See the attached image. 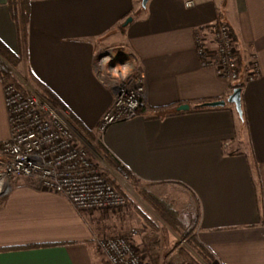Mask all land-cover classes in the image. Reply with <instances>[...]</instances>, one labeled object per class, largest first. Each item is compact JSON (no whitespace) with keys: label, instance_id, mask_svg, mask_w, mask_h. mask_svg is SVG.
Masks as SVG:
<instances>
[{"label":"crops","instance_id":"0c3cea01","mask_svg":"<svg viewBox=\"0 0 264 264\" xmlns=\"http://www.w3.org/2000/svg\"><path fill=\"white\" fill-rule=\"evenodd\" d=\"M13 1L0 0V42L22 88L41 97L39 85L48 89L68 110L77 142L109 174L116 169L97 140L149 192L196 208L194 233L212 264H264V0H193L189 8L185 0ZM217 21L232 31L242 80L257 63L253 80L238 86L241 116L230 103L196 109L232 92L197 54V37L214 49ZM100 47L133 51L151 112L98 137L112 102L92 68ZM5 82L0 74V145L9 135ZM180 104L189 109L175 112ZM124 217L77 211L61 194L13 176L0 198V264H105L93 235L126 233L134 226Z\"/></svg>","mask_w":264,"mask_h":264},{"label":"built area","instance_id":"2783aa9c","mask_svg":"<svg viewBox=\"0 0 264 264\" xmlns=\"http://www.w3.org/2000/svg\"><path fill=\"white\" fill-rule=\"evenodd\" d=\"M184 5L192 7L194 1L185 0ZM212 29L213 50L197 37L201 65L213 68L231 90L242 81L253 80L258 73L257 63L250 62L242 80L237 46L229 26L217 21ZM135 59L129 48L100 47L92 57L96 78L112 93L111 105L96 128L99 137L112 123L151 112L146 101L145 75ZM126 65L132 71L124 76L122 69ZM3 103L9 135L0 145L1 194L8 191L13 176H22L40 189L61 194L77 211L107 212L126 206L125 196L109 182L107 171L100 168L95 154L77 142L66 108L57 109L35 92L21 90L12 82L4 83ZM116 171L128 181L121 169ZM179 218L185 231H194L198 221L196 208L182 207ZM137 233L130 229L126 235H93V241L105 264H145L131 242ZM166 264L190 263L170 260Z\"/></svg>","mask_w":264,"mask_h":264},{"label":"rangeland","instance_id":"374dc122","mask_svg":"<svg viewBox=\"0 0 264 264\" xmlns=\"http://www.w3.org/2000/svg\"><path fill=\"white\" fill-rule=\"evenodd\" d=\"M99 166L106 173V169H104V167H101V165ZM106 175H107L106 176L107 179L108 178L114 179L118 184L120 190H122L126 195L125 196L127 200L126 206L112 211L118 212L119 214H121V216L123 215L126 216L124 217L126 218L125 224H130V226H134L131 227L130 229L137 230L138 233L134 237H132L131 242L133 243L135 249L139 252L145 264H166V262L170 260L176 261L175 251L179 247H183L187 251H189L190 255L199 264H204L202 260L196 255V253L179 239V236L176 233H174L171 229L166 227V225L162 222V220L156 215L154 210L151 209L137 195L130 182H128L127 180L125 181L122 174H120L115 170L112 171V173L110 174L107 172ZM142 188L147 190L143 186ZM3 195L4 194L0 193V198ZM175 209L177 210V214L179 215L181 208L178 207ZM102 212L105 211L103 210ZM144 216L150 223L144 218ZM129 230L124 234L122 233L119 234L126 235L128 234ZM95 235H101V234H95ZM113 235H117V234H113ZM135 237L138 239L140 248H138L137 244L134 242Z\"/></svg>","mask_w":264,"mask_h":264},{"label":"trees","instance_id":"16d2710c","mask_svg":"<svg viewBox=\"0 0 264 264\" xmlns=\"http://www.w3.org/2000/svg\"><path fill=\"white\" fill-rule=\"evenodd\" d=\"M22 2V0H19ZM14 1L12 0V4ZM23 4V3H22ZM20 12V11H19ZM21 14V12H20ZM13 15H16L15 19L20 24L22 23L23 26L25 25L24 18L21 20L20 17H18V14L14 13ZM11 54L9 51L4 47V45L0 42V74L4 77L5 81L14 83L18 88L21 90H24L19 82H17L12 75L10 68L7 67L6 64L2 60L7 61V63L12 67L13 66V60L11 59ZM41 89V95L45 100H47L51 105H53L57 109H64V107L58 103L54 95L43 86L39 85ZM197 110H204L206 109L205 106L198 105L196 106ZM180 112V111H175ZM175 112H167L165 115H170ZM95 149L98 153L102 155L104 160L107 162V164L114 168V169H121L128 177V182L133 186L135 192L137 195L151 208L154 210L156 215L162 220V222L166 225L167 228L171 229L174 233H176L179 236V239L187 245L190 249H192L196 255L202 260L204 264H212L213 258L211 254L203 247V245L198 241L196 238V235L193 230L185 231L184 227L180 221L179 215L177 214V210L173 206L172 203H170L167 200H164L162 198H159L155 196L154 194L148 192L147 190L142 188V185L140 182L131 177L129 172L121 166V164L100 144V142L95 141L94 144ZM109 182L113 184L123 196H126L122 190L118 187V184L116 181L112 178H108ZM142 215V214H141ZM145 218V216H144ZM146 219V218H145ZM147 220V219H146ZM148 221V220H147ZM149 222V221H148ZM150 223V222H149ZM176 254V261L180 262H188L190 264H199L183 247L177 248L175 251Z\"/></svg>","mask_w":264,"mask_h":264},{"label":"water","instance_id":"95a60500","mask_svg":"<svg viewBox=\"0 0 264 264\" xmlns=\"http://www.w3.org/2000/svg\"><path fill=\"white\" fill-rule=\"evenodd\" d=\"M148 0H141V6L145 7ZM132 17H128L126 22L131 21ZM240 87H235L231 94L226 99H219L211 102H205L201 104L205 107H219L224 106L226 103L233 104L235 107V110L239 114V116L242 115V109H241V102H240ZM189 109V104H180L176 107L177 111H185Z\"/></svg>","mask_w":264,"mask_h":264},{"label":"clouds","instance_id":"9594fccd","mask_svg":"<svg viewBox=\"0 0 264 264\" xmlns=\"http://www.w3.org/2000/svg\"><path fill=\"white\" fill-rule=\"evenodd\" d=\"M130 71H132V69L127 65L122 69V73L124 76H127Z\"/></svg>","mask_w":264,"mask_h":264},{"label":"bare ground","instance_id":"6f19581e","mask_svg":"<svg viewBox=\"0 0 264 264\" xmlns=\"http://www.w3.org/2000/svg\"><path fill=\"white\" fill-rule=\"evenodd\" d=\"M3 186H5V188L7 187V185H6V184H4ZM1 187H2V186H0V189H1Z\"/></svg>","mask_w":264,"mask_h":264}]
</instances>
